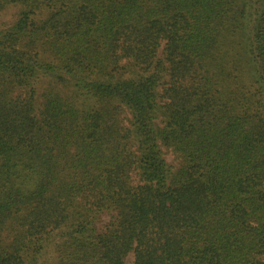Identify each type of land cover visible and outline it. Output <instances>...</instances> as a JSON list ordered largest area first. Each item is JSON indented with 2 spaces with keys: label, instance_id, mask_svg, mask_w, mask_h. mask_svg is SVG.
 I'll return each instance as SVG.
<instances>
[{
  "label": "trees",
  "instance_id": "1",
  "mask_svg": "<svg viewBox=\"0 0 264 264\" xmlns=\"http://www.w3.org/2000/svg\"><path fill=\"white\" fill-rule=\"evenodd\" d=\"M9 8L0 264H264V0Z\"/></svg>",
  "mask_w": 264,
  "mask_h": 264
},
{
  "label": "rangeland",
  "instance_id": "2",
  "mask_svg": "<svg viewBox=\"0 0 264 264\" xmlns=\"http://www.w3.org/2000/svg\"><path fill=\"white\" fill-rule=\"evenodd\" d=\"M15 17V10L12 8H9L7 10H5L4 12L0 13V29L4 28L6 25H8V23H10ZM172 159V156L169 157V160ZM134 262V256L131 255L128 258V262L127 264H133Z\"/></svg>",
  "mask_w": 264,
  "mask_h": 264
}]
</instances>
